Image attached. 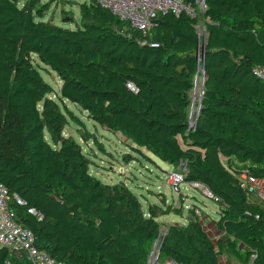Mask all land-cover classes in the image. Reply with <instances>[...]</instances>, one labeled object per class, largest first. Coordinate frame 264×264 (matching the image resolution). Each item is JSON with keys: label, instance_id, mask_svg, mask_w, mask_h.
<instances>
[{"label": "trees", "instance_id": "obj_1", "mask_svg": "<svg viewBox=\"0 0 264 264\" xmlns=\"http://www.w3.org/2000/svg\"><path fill=\"white\" fill-rule=\"evenodd\" d=\"M50 2L0 0V182L37 248L66 264H148L160 237L153 264H264V205L229 171L264 176V81L251 72L264 65V0H204L195 16L159 15L145 33L95 0L79 3L73 28L61 26L45 18ZM41 70L58 77V89ZM64 101L136 149L185 164L184 182L219 198L218 238L195 217L159 236L163 212L144 209L125 182L94 175L80 142L64 134ZM7 261L27 264L0 246V264Z\"/></svg>", "mask_w": 264, "mask_h": 264}, {"label": "rangeland", "instance_id": "obj_2", "mask_svg": "<svg viewBox=\"0 0 264 264\" xmlns=\"http://www.w3.org/2000/svg\"><path fill=\"white\" fill-rule=\"evenodd\" d=\"M48 1L51 2L45 18L52 19L58 25L73 28L80 19L79 3L88 0H41ZM69 16L74 21H65ZM41 73L54 89L59 88L61 81L53 72L41 70ZM61 107H64L68 120L64 134L80 142L82 149L93 160L92 173L108 183L125 182L139 198L144 209L151 205L163 212L157 217L159 236L171 224L184 225L189 217H195L202 222L213 240L218 238L220 232L214 222L219 217V205L206 193L204 185L180 182L178 190L174 191L169 174L178 170L177 167L160 160L145 148L136 149L123 135L105 129L70 102L64 101ZM160 242V237L154 241L148 264L154 263ZM166 264L175 263L169 259ZM220 264H227L224 257L220 258Z\"/></svg>", "mask_w": 264, "mask_h": 264}, {"label": "built area", "instance_id": "obj_3", "mask_svg": "<svg viewBox=\"0 0 264 264\" xmlns=\"http://www.w3.org/2000/svg\"><path fill=\"white\" fill-rule=\"evenodd\" d=\"M95 2L110 11L129 31L139 30L145 33L156 24V18L159 15L170 13L178 16L181 13H186L195 16L197 10H204V0H95ZM122 33L123 31L120 30ZM199 35L205 33L204 28L197 27ZM197 69L192 88L191 98V116L197 115L200 100L204 93V55L201 54L200 43L197 53ZM252 74L264 81V65L257 64L251 67ZM178 170L170 172L169 178L174 191L179 188L180 182H184L181 169H185V164L179 162ZM229 171L237 177L239 187L246 195H252L255 199L264 205V176H257L248 171V169L240 168L238 171L229 169ZM189 185H195L197 182H186ZM206 193L219 200L217 196H213L208 189ZM10 196L7 187L0 182V246L10 249L13 253L25 258L27 264H66L64 261L56 260L49 255L45 250L37 248L35 245L34 233L21 225L15 219V213L9 205ZM17 204H23V201L15 196ZM27 211L38 219L42 215L33 207ZM6 264H10L9 261Z\"/></svg>", "mask_w": 264, "mask_h": 264}, {"label": "water", "instance_id": "obj_4", "mask_svg": "<svg viewBox=\"0 0 264 264\" xmlns=\"http://www.w3.org/2000/svg\"><path fill=\"white\" fill-rule=\"evenodd\" d=\"M201 45H202L201 54L204 55V52H203L204 40H202ZM162 236H163V235H162ZM159 247H160V246H159ZM158 249H159V248H158Z\"/></svg>", "mask_w": 264, "mask_h": 264}, {"label": "crops", "instance_id": "obj_5", "mask_svg": "<svg viewBox=\"0 0 264 264\" xmlns=\"http://www.w3.org/2000/svg\"><path fill=\"white\" fill-rule=\"evenodd\" d=\"M194 116L196 117V115L194 114Z\"/></svg>", "mask_w": 264, "mask_h": 264}]
</instances>
